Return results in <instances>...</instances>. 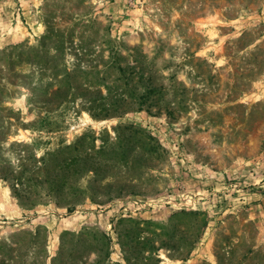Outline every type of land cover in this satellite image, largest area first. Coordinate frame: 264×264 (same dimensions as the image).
I'll list each match as a JSON object with an SVG mask.
<instances>
[{
  "label": "rangeland",
  "instance_id": "rangeland-1",
  "mask_svg": "<svg viewBox=\"0 0 264 264\" xmlns=\"http://www.w3.org/2000/svg\"><path fill=\"white\" fill-rule=\"evenodd\" d=\"M0 264H264V0H0Z\"/></svg>",
  "mask_w": 264,
  "mask_h": 264
}]
</instances>
